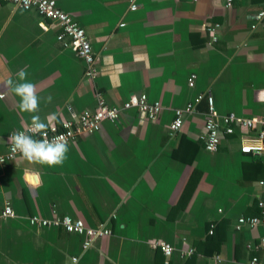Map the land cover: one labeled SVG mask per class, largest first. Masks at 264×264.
<instances>
[{"label": "crops", "instance_id": "1", "mask_svg": "<svg viewBox=\"0 0 264 264\" xmlns=\"http://www.w3.org/2000/svg\"><path fill=\"white\" fill-rule=\"evenodd\" d=\"M56 1L85 29L98 75L85 77L83 61L58 41V25L0 2V154L32 115L61 126L99 100L121 107L142 94L164 110L155 121L130 110L104 123L70 144L60 166L23 158L0 164L1 213L10 203L16 214L0 220V264H165L156 242L174 247L170 264H264V227L235 229L241 216L259 214L264 161L241 152L240 132L223 135L215 154L204 141L208 95L220 116L264 114V19L257 18L264 0L229 9L219 0ZM215 24L218 40L207 32ZM21 69L37 87L35 114L20 110L7 84ZM200 95L172 135L176 110ZM66 216L112 234L84 251L85 237L30 224Z\"/></svg>", "mask_w": 264, "mask_h": 264}, {"label": "built area", "instance_id": "2", "mask_svg": "<svg viewBox=\"0 0 264 264\" xmlns=\"http://www.w3.org/2000/svg\"><path fill=\"white\" fill-rule=\"evenodd\" d=\"M238 0H219L225 8H232ZM0 2L10 3L19 9L27 12H36L44 19L58 25L60 31L57 36L65 48L72 49L84 63V75L89 79H94L98 75L96 55L93 51L91 42L87 36L85 29L69 14L61 10L56 0H0ZM135 5L132 10H136ZM259 20L264 19V9L261 10L257 17ZM124 26V24L122 25ZM221 29L220 24H215L207 28V32L213 36L214 40H218L217 32ZM197 75L193 74L189 79V86L195 87ZM3 97V96H2ZM204 95H200L194 102L187 105L185 109H178L175 112V119L171 125L172 135L178 134L185 123V118L196 112L197 105L203 101ZM209 109L206 114L204 127L205 149L208 153L215 154L218 152L221 145L223 135L235 136L239 135L240 143H242L241 152L243 154H256L264 161V114L257 118H239L234 114L220 116L215 107L214 98L211 95L207 97ZM136 110L141 114L146 115L150 120L155 121L162 114L164 108L159 103L150 102L146 94L132 95L130 99L121 107L109 106L105 101L99 100L96 108L85 111L80 115L73 114L71 119L65 120L61 126L53 124L48 126L47 138L51 139L54 136H63L69 146L73 142L83 137L94 136L101 131L102 126L106 122L117 123L122 114L127 111ZM31 126L24 128V131H29ZM21 131V130H19ZM243 132L254 134L251 140H244ZM32 134V133H30ZM247 134V133H246ZM16 158H22L19 153L15 156L11 154V146L8 143L5 152L0 154V164H6ZM258 186L262 194H264V178L258 182ZM259 214L251 217L241 216L236 225L237 231H242L245 228L254 229L264 227V201L258 203ZM16 217L13 207L10 203L4 206V210L0 214V220H8ZM30 224L37 228H46L51 226H62L67 233L80 237H85L83 244L84 251L91 249L96 241L112 234L111 229L106 226L90 228L85 225L82 220H77L66 216L63 219L54 221L42 220L37 217L30 219ZM213 233V230L210 232ZM156 250H160L165 259V264L171 263V257L174 253V247L167 242H156L154 245ZM264 247V239L261 242ZM194 249L188 253H184L183 257L193 254ZM77 262L78 260H74ZM250 264H262L258 258H253Z\"/></svg>", "mask_w": 264, "mask_h": 264}, {"label": "clouds", "instance_id": "3", "mask_svg": "<svg viewBox=\"0 0 264 264\" xmlns=\"http://www.w3.org/2000/svg\"><path fill=\"white\" fill-rule=\"evenodd\" d=\"M8 86L12 92L19 97V107L22 112L35 114L39 110L40 97L37 87L28 80V73L21 69L17 73V79H9ZM48 96L47 101L51 102ZM48 124L40 119L38 115H32L31 128L29 131H15L8 137L13 157L19 153L23 159L40 164L42 166L56 167L63 165L69 151L67 141L63 136L47 138ZM32 133V134H30Z\"/></svg>", "mask_w": 264, "mask_h": 264}, {"label": "rangeland", "instance_id": "4", "mask_svg": "<svg viewBox=\"0 0 264 264\" xmlns=\"http://www.w3.org/2000/svg\"><path fill=\"white\" fill-rule=\"evenodd\" d=\"M6 149H7V148H5V151H6ZM5 151H4V152H5Z\"/></svg>", "mask_w": 264, "mask_h": 264}, {"label": "trees", "instance_id": "5", "mask_svg": "<svg viewBox=\"0 0 264 264\" xmlns=\"http://www.w3.org/2000/svg\"><path fill=\"white\" fill-rule=\"evenodd\" d=\"M0 213H1V208H0Z\"/></svg>", "mask_w": 264, "mask_h": 264}]
</instances>
